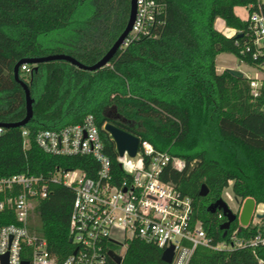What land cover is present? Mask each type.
I'll use <instances>...</instances> for the list:
<instances>
[{
    "label": "trees",
    "instance_id": "obj_1",
    "mask_svg": "<svg viewBox=\"0 0 264 264\" xmlns=\"http://www.w3.org/2000/svg\"><path fill=\"white\" fill-rule=\"evenodd\" d=\"M159 1L163 12L151 36L120 48L99 69H80L64 60L23 63L29 71L20 65L19 77L33 99V115L24 126L29 146L23 148L20 127L6 128L0 134V175L47 173L59 166L94 176L98 163L92 157L50 155L34 141L40 129H59L92 114L116 183L125 174L102 128L106 121L148 140L157 151L183 158L184 170L166 167L162 178L192 197L194 218L214 240L226 239L239 221L223 236L220 225L226 218L218 216L220 210H207L224 188L231 184L235 198L264 204V82L254 98L247 78L227 69L218 72L215 59L226 52L239 62H254L242 53L245 38L236 35L248 23L234 7H256L260 0ZM129 8L130 0H0V122L19 121L26 113L25 92L14 77L19 60L65 53L92 65L124 30ZM217 18L238 32L225 35L215 27ZM202 184L208 188L204 196L199 194ZM72 201V190L53 184L30 216V229L59 258L73 250L68 240ZM255 231L249 224L238 235L249 238ZM162 251L134 238L120 264H168ZM257 256L264 259V247L254 254L250 247L217 251L197 246L189 264H258Z\"/></svg>",
    "mask_w": 264,
    "mask_h": 264
},
{
    "label": "built area",
    "instance_id": "obj_2",
    "mask_svg": "<svg viewBox=\"0 0 264 264\" xmlns=\"http://www.w3.org/2000/svg\"><path fill=\"white\" fill-rule=\"evenodd\" d=\"M137 9L132 29L121 48L140 36H151L163 12L159 0H136ZM248 15L242 53L254 61L244 65L254 70L247 78L252 96L260 93L264 82V0L256 7H244ZM238 31L234 30V33ZM22 70L29 71L26 65ZM21 128L23 148L29 146L30 132ZM103 128V126H102ZM6 130L0 126V134ZM36 145L45 153L56 156H90L98 163L94 176L80 168L56 166L47 173L19 172L0 175V264H111L108 252L123 260L128 243L136 238L162 250L173 246L168 264H189L197 246L212 250H233L264 247L263 217L254 216L253 236L238 235L236 227L226 239L214 240L201 220L194 218L191 196L183 193L173 182L164 180V168L182 171L186 161L167 151H157L148 140L140 139L137 154L118 156L117 162L125 176L114 180L111 159L104 150V139L92 114L82 122L59 129H40L34 134ZM53 184L73 192L68 221V240L73 250L64 257L50 251L44 237L30 229V216L37 203L46 198ZM240 205L238 206V210ZM262 214V212H257ZM222 216V212L218 214ZM12 218V221L9 219ZM8 220V221H5ZM119 247V251L115 247ZM258 264L264 259L257 256ZM122 262V261H121Z\"/></svg>",
    "mask_w": 264,
    "mask_h": 264
},
{
    "label": "water",
    "instance_id": "obj_3",
    "mask_svg": "<svg viewBox=\"0 0 264 264\" xmlns=\"http://www.w3.org/2000/svg\"><path fill=\"white\" fill-rule=\"evenodd\" d=\"M136 9H137L136 0H130L129 16L124 30L117 37V39L115 40L113 45L109 48V50L97 62H95L92 65L84 64L79 60H77L75 57L65 53L49 54L40 57L23 58L19 60L14 67V77L15 80L22 86L25 92L26 113L21 120L16 122H0V126L5 128L24 127L25 125L28 124V122L30 121L33 115V107H32L33 99L30 95V91L27 83L24 80L20 79L19 77L20 65H22L23 63H29L36 66L38 63L41 62H47L52 60H64L77 66L80 69H84L88 71H94L96 69H99L105 66L106 64H108L110 59L122 47L125 38L132 29L136 16ZM241 35H242L241 33H238L236 36L239 37ZM227 70L234 76H237L239 78L243 77V72L238 69L228 68ZM103 130L106 133H108V135L114 142L115 150L118 156H123L125 153H127L130 157H134L137 154L139 148V142H140L139 136L117 126L116 124L110 121H106L103 124ZM207 192H208L207 186L205 184H202L199 190V194L201 196H204L207 194ZM238 202L240 203L239 205L241 207L239 212H234L222 197L218 198L216 201L209 204V206L207 207V210L211 213L220 210L223 216L226 218L225 221L220 225V228L223 230V236L226 235L227 230L229 229L231 223L234 222L235 220H238L240 224L243 226H248L254 216L263 217V214H259L256 212L257 204L253 198H246ZM108 254L109 257L115 262V264L121 263L122 259L119 255L115 254L113 251H109ZM172 256H173V246H170L162 251L161 258L166 263L171 262ZM22 264H28V263L26 261H23Z\"/></svg>",
    "mask_w": 264,
    "mask_h": 264
},
{
    "label": "rangeland",
    "instance_id": "obj_4",
    "mask_svg": "<svg viewBox=\"0 0 264 264\" xmlns=\"http://www.w3.org/2000/svg\"><path fill=\"white\" fill-rule=\"evenodd\" d=\"M236 11H237V15L240 18H246L248 15L247 10L243 6H239ZM219 22L224 24L222 19L217 18L215 21V27L217 29L220 27V24H221ZM226 28L227 27H225V25H223V27L220 28V30L219 29L218 30L221 32H224V33L230 32L229 28L228 29H226ZM231 34H233V32ZM215 62H216V69H218V71H221L223 69L232 68V69H238V70L242 71L243 73H245L246 75H254V70H252L251 68L244 65V63L239 62L238 58L232 53L222 52V53L217 54ZM221 197L227 202L229 207L234 212H238V206L240 204L238 201H240V199L235 198V196L232 192V189H231V184L228 187L224 188ZM240 208H239V211H240ZM256 212H262V214L264 213V204L263 203L257 204ZM115 250L119 251V247L118 246L115 247Z\"/></svg>",
    "mask_w": 264,
    "mask_h": 264
},
{
    "label": "crops",
    "instance_id": "obj_5",
    "mask_svg": "<svg viewBox=\"0 0 264 264\" xmlns=\"http://www.w3.org/2000/svg\"><path fill=\"white\" fill-rule=\"evenodd\" d=\"M239 6H235L234 7V12H235V14H237V8H238ZM242 19H244V18H242ZM216 21V20H215ZM219 23H221V22H219ZM224 23V22H223ZM223 25H225V23L224 24H220V27L218 28L219 30H220V28H222L223 27ZM225 27H227L226 25H225ZM229 28V30H230V32H222V33H224L225 35H227V36H229L232 32H233V34H234V29L233 28H230V27H227L226 29H228ZM233 34H231V35H233ZM224 70V69H223ZM223 70H221V71H223ZM217 71H218V69H217ZM221 71H218V72H221Z\"/></svg>",
    "mask_w": 264,
    "mask_h": 264
}]
</instances>
